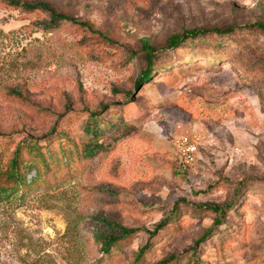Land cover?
I'll return each instance as SVG.
<instances>
[{
    "label": "rangeland",
    "instance_id": "obj_1",
    "mask_svg": "<svg viewBox=\"0 0 264 264\" xmlns=\"http://www.w3.org/2000/svg\"><path fill=\"white\" fill-rule=\"evenodd\" d=\"M28 1L94 32L43 28L45 15L0 6V139H43L55 128L85 141L88 117L103 112L108 128L90 163L70 158V175L0 202V264H130L146 241L144 264L173 253L181 264L193 253L199 264H264V31L249 26L264 22V0ZM229 27L243 30L223 42L214 29ZM192 29L210 30L209 42L161 50ZM144 42L157 58L137 85ZM234 199L224 225L201 240L216 215L197 207ZM176 204L182 218L156 231ZM121 226L134 232L99 262L88 240Z\"/></svg>",
    "mask_w": 264,
    "mask_h": 264
},
{
    "label": "trees",
    "instance_id": "obj_2",
    "mask_svg": "<svg viewBox=\"0 0 264 264\" xmlns=\"http://www.w3.org/2000/svg\"><path fill=\"white\" fill-rule=\"evenodd\" d=\"M0 6L8 9H19L20 11L27 13L45 15V19L42 20L41 23L43 28L47 27L55 29L62 24H73L88 31H93L92 26L88 22L81 21L74 16L57 11L45 1L0 0ZM249 26L264 31V22H256ZM242 30L243 29L239 27L235 29L229 27L222 30L214 29V32L220 35V38L225 40L223 42H229V39H225L226 35H232L233 32L239 33ZM95 32L102 41L109 45H115V42L112 39L104 36L101 32ZM209 32L210 30L206 29H192L184 31L181 34L171 35L165 47L161 50L172 51L186 43H191L196 40H204L208 43ZM219 45L222 44L219 43ZM141 49V59L145 62L146 68L141 71V75L137 80V85L149 80V77L154 72V60L157 58V50L147 42L143 43ZM209 56L214 55H205L204 57ZM216 56L220 57L219 54ZM192 58H194V56ZM165 67L166 65L162 68ZM158 73L161 75H167L170 72L160 70ZM74 115L67 117L66 121L70 123L74 120ZM104 119V112L101 114L94 113L88 117V120L84 125V130L88 136L85 141L76 142L71 140L66 131L57 130L55 128L50 135L43 139H24L15 142L10 136L2 137L0 139V202H12L21 199L29 190L30 186L38 180L42 179L49 181L50 179L59 178L60 176L70 175L73 171L72 162L68 161L70 158H72L73 163H75L77 168H82L90 163L94 153L103 148L102 142L99 141V138L102 137V132L108 128V126L101 127V123ZM118 122L122 126L127 124L123 116L120 117ZM107 124L108 123H106V125ZM5 155L7 156V159L4 157ZM58 155L59 163H56L55 157ZM32 170L36 172V175L31 181H27V174ZM17 194L18 196H15ZM235 201L236 200L234 199V201L228 202L224 205L207 203L197 207V210H205L216 215L212 228L204 232L201 236V240L205 239L215 227H221L224 225V221L222 220L235 206ZM177 206L178 205L176 204L172 207V213L168 222L162 221L156 226V231L162 230L171 222H175L182 218L183 214H180ZM133 232V228L121 226L119 227V233L117 235L107 237L105 235L94 234L93 239L88 240V242H93L98 245V252L101 254L99 262H101L102 259L117 256L119 252L123 250L126 241ZM153 234L154 232L151 233V235ZM150 247V242L146 241L139 248L130 264H144V256ZM193 254L194 255L190 256L185 264H199L198 257L195 253ZM182 256V254L178 253L169 254L159 260L156 264H181Z\"/></svg>",
    "mask_w": 264,
    "mask_h": 264
}]
</instances>
